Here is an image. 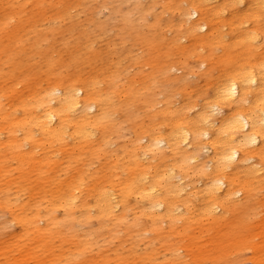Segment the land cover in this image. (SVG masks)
I'll return each instance as SVG.
<instances>
[{
	"label": "rangeland",
	"instance_id": "374dc122",
	"mask_svg": "<svg viewBox=\"0 0 264 264\" xmlns=\"http://www.w3.org/2000/svg\"><path fill=\"white\" fill-rule=\"evenodd\" d=\"M165 2L156 0V7L141 21L131 0H22L20 3L0 0V19L9 16L0 26V102L6 110L22 116L54 83L66 87L80 85L90 75L96 76L94 92L106 91L102 97L109 101L104 107L105 120L96 118L92 122L96 135L79 147L70 142L66 151L55 157L58 160L55 169L22 162L17 153L1 148L0 243L8 245L3 261L169 264L168 261L175 260L178 264H264V160L261 158L260 173L253 177L244 172L238 174L236 184L244 187L243 199L220 223L210 218L201 228L195 223L199 229L183 225L175 230L170 220L164 223L161 217H153L139 206L128 209L124 217L120 209L98 217L94 201L98 189L113 187L120 194L125 183L135 178L137 169L129 158L138 153L139 144L145 143L139 137L151 138L158 130L166 133L171 110L189 102L198 106L206 103L213 94L212 82L221 77L229 59L227 48L210 51L204 44L179 39L183 32L179 26L168 25L172 14ZM43 102H48V98ZM0 123L4 125L5 121ZM28 126L38 134L34 118ZM7 134H2L3 139ZM18 135L21 137L23 133L18 131ZM101 135L105 136V143L92 141H99ZM60 147L63 145L55 146ZM207 153L200 152L199 158L188 162L187 182L199 183L206 178ZM165 154V166H170L174 155L170 151ZM118 159L123 162L116 164ZM153 163L151 169L155 173L157 161L153 159ZM199 164L203 165V171ZM77 168H82L83 174L77 179L80 189L74 191L82 196H77L74 215L82 225H86L84 221L88 218L92 219L90 224L98 232L89 234L85 226L77 227V231L60 227L53 228L52 238L41 242L36 251L30 239L20 243L17 236L23 233V228L14 219L12 209L43 202V209L33 213L47 214L45 207L52 206L59 189L70 193L76 187L73 184V188L67 189ZM102 177L106 179L105 185L100 182ZM41 178L46 181L41 189L45 193L34 194L36 181ZM83 201L92 208L88 216L82 209ZM54 215L65 216L62 209H55ZM8 219H14L9 226ZM151 224L153 232L146 230ZM32 249L34 257L24 263L23 256Z\"/></svg>",
	"mask_w": 264,
	"mask_h": 264
},
{
	"label": "bare ground",
	"instance_id": "6f19581e",
	"mask_svg": "<svg viewBox=\"0 0 264 264\" xmlns=\"http://www.w3.org/2000/svg\"><path fill=\"white\" fill-rule=\"evenodd\" d=\"M11 1L20 3L22 0ZM131 1H134L141 21L145 20L151 8L156 7V0ZM164 6L172 14L168 25L179 26L183 32L179 39L204 44L210 51L227 48L228 62L223 67L221 77L212 82L213 94L206 103L198 106L197 103L189 102L180 109L171 110L172 118L167 123L169 130L166 133L158 130L151 138L145 135L139 137L145 139V143L139 144L138 153L129 158L137 174L125 183L123 192L118 194L113 187L107 189L102 186L94 201L97 203L99 218L117 209L121 210L120 215L124 217L128 209L139 206L147 214L161 217L164 223L170 220L175 230L183 225L196 230L199 228L195 223L201 228L205 220L210 218L214 222L224 221L226 213L232 212L243 199L244 187L236 184L240 172L253 177L262 170L264 0H166ZM4 18L0 19V26L9 16ZM231 50L238 53L234 54ZM96 84L95 75L88 76L85 83L80 85L66 87L54 83L48 91L40 94V99L22 116L13 115L0 102V120L5 121L4 125L0 123V155L1 148L9 149L17 153L22 162L29 161L40 167L48 165L55 169L58 164L55 157L61 156L70 142L78 147L88 143L96 135L92 122L96 118L103 122L106 118L104 107L109 101L102 97L106 91L99 89L98 93L94 92ZM46 98L48 102L44 103L43 99ZM32 118L35 119L38 134L33 133L31 126H28ZM18 131L23 136L19 137ZM5 132L8 134L3 139L2 134ZM92 141L98 144L106 142L104 135H101L99 141ZM57 144L63 147L55 148ZM190 147L193 150H189ZM169 151L175 159L170 166H165V153ZM200 152H209L206 158L208 163L204 164L208 167L206 178L199 183L187 182V177H190L188 162L199 158ZM153 159L157 161L155 173L151 169L154 166V163L151 164ZM122 162L118 159L116 164ZM198 167L203 171L202 164ZM27 174L24 172V175ZM82 174V168H77L74 181L67 184V189L73 184L76 187H72L70 193L59 189L52 206L45 207L48 209L47 214L33 213L36 209H43V202H32L12 209L14 219H18L23 228V233L17 236L20 243L30 239L35 250L41 242L52 238L53 228L60 227L77 231V227L85 226L89 234L98 232L90 224L92 219L84 221L86 226L74 215L77 196H82L74 190L80 189L77 179ZM104 181L106 179L102 177L101 184ZM45 184L43 178L37 180L34 194L45 193V190H41ZM72 194L75 197H71ZM81 205L88 216L92 211L91 206L85 201ZM55 209H62L65 216L56 217ZM14 219H8L7 226ZM99 221L102 226V219ZM135 224L140 222L137 220ZM146 230L153 232L152 224ZM7 247L6 242L0 243V264H10L1 259L6 258ZM34 250L23 256L24 263L34 257ZM168 262L178 264L175 260ZM39 263H42V259ZM15 264H22V260L19 259Z\"/></svg>",
	"mask_w": 264,
	"mask_h": 264
}]
</instances>
